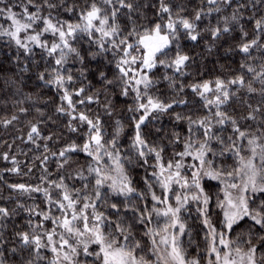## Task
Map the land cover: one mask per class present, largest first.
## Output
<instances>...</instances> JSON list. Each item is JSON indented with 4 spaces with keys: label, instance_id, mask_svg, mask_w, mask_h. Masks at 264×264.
Returning a JSON list of instances; mask_svg holds the SVG:
<instances>
[{
    "label": "trees",
    "instance_id": "obj_1",
    "mask_svg": "<svg viewBox=\"0 0 264 264\" xmlns=\"http://www.w3.org/2000/svg\"><path fill=\"white\" fill-rule=\"evenodd\" d=\"M51 2L60 5V0H51ZM131 2L140 7L138 11L132 13L131 20L124 15L127 9L121 10L118 18L124 29L122 35H126L133 26L142 33L145 27H151L159 20L157 15L159 0H131ZM165 2L172 6L174 12L178 7L183 6L184 11L180 15L190 20H194L196 10L204 8L207 12L209 7H216V5H207L206 0L205 3H202L201 0H165ZM21 3H26V0H6V5L12 6L13 12L16 13L22 11L19 6ZM35 3L42 5V0H35ZM65 4L67 6L75 4L79 7L75 12L69 14L63 6L51 10L42 6L41 14L48 16L51 12V16L57 20L77 22L80 8L85 7L84 0H65ZM219 6L220 12L203 15L201 20L195 21L198 33L196 41H192L185 30L179 28L177 39L172 42L169 49H166L167 56L160 54L159 59L166 61H171L178 51L188 55L190 59L182 70L183 74L176 73L171 68H165L159 63L150 71L145 70L154 82L153 86L148 89V95L158 98L164 103H170L173 100L186 101V103L175 104L167 112L153 111L141 126V135L146 143L157 149H163L161 156L162 162L165 164L169 161L179 160L176 153L185 150V143L193 145L190 149L193 152L205 139L204 130L201 127L193 125V132H189L187 117L199 120L204 116L211 115L216 110L213 105L205 107V101L191 91L190 85L208 81L213 82L214 87V81L218 78L228 81L238 75H243L246 85L251 82L252 87L258 90L262 87L258 81L252 80L253 74L249 73L246 67L242 68L241 65H251L259 72L261 64H264V48L259 46L264 45V28L258 33L255 27L256 20L264 21V0H232L230 4L221 3ZM29 11L35 12L36 9L29 5ZM233 14L237 16L236 21L231 20ZM225 17L229 18V31H221L214 38L212 29L217 27L223 29ZM9 24V21L0 17V25L7 28ZM42 27V23L34 25L36 31H40ZM24 35L21 33L22 38ZM52 37L45 33L41 39L50 44ZM255 38H258L259 44L250 49L248 54L240 51L242 43ZM128 39L129 42L135 44L133 37ZM73 46L84 57V61L81 63L74 55H70L62 68L65 74L73 76V81L66 85L72 94V101L76 109L73 114L78 115L82 112L93 120L98 117L103 133V142L111 141L115 136L121 163L131 179L132 186L138 193L144 195V199L141 200L134 193L126 200L123 196L112 194L109 189H102L101 198L94 199L93 202L97 206V211L105 213L110 221L119 220L124 224H132L135 238L141 243L137 254L152 260L151 241L144 233L148 228H151L156 219L155 214L152 213L151 224L146 222V225H141L135 221L133 212L124 210L126 204H131L140 210L146 207L149 211L153 206L160 207V204L154 205L145 184V180L149 181L152 183V191L158 196L162 195V190L152 175L154 171H157L152 167L155 164L154 155H148L146 157L148 163L145 164L144 158L139 157L137 149L133 147L136 131L135 121L143 115L142 111L137 110L138 104L146 103L147 96L138 101L136 93L131 88L128 89L127 96L122 94L125 82L116 68V61L122 53L117 52L114 56L109 51L93 58L91 53L99 52V49L94 43H90L86 36L78 37L73 41ZM30 47H32L31 53L26 54L8 37H0V122L12 120L13 116L17 117L7 126L0 123V207L7 208L10 213L8 217L0 220V252L3 253L4 264H26V261L32 258L29 254L31 249L21 248V241L17 235L20 232H31L30 220L33 225L43 223L45 229L55 227L51 221H43L42 217L30 215L25 210L36 208L37 211H49L50 206L46 204L42 193H24L10 188L9 185L24 184L48 188L52 197L59 199L61 198L60 190L56 189L51 182L59 183L63 179V183L68 186L74 196L75 190H79L81 197L88 195L94 198L95 174L88 172V168L93 167L94 164L91 157L81 151L69 153L71 159L64 164L63 168L59 167L62 162V158L59 157L60 150L71 143L82 146L87 140V125L80 124L78 120H71V124L77 130L75 132L70 130V117L65 113L57 112L59 107L68 109L67 102L61 99L63 90H58L57 87L39 79L41 72L45 73V80L49 78L46 69L51 70L56 67L54 59L49 57L43 49L33 45ZM134 67L139 68V63ZM101 71L105 73V80H101L99 77ZM165 76L170 77L171 80H166ZM106 81H111V83ZM181 85H183V91H179ZM236 87L231 86L230 91H236ZM80 88H83L84 92L80 96L75 95V92ZM141 90L143 91L142 88ZM206 95L210 99H214L213 93ZM87 97H92V102H89ZM82 99L84 103H79ZM249 105L252 108L260 107L264 113V96H261L259 92L248 93L246 88H241L226 105L222 106V110L238 121L241 130L251 133L257 127L264 128V124L257 122L259 124L257 125L251 120L241 119L251 111ZM21 109L26 111H21ZM177 114L185 118L177 121ZM260 115L258 114V116ZM33 124H36L41 132V138L36 139L35 143L28 140V132ZM117 131H119L118 136L115 135ZM213 135H220L224 143L210 141L213 151L205 156V160L206 162L211 161L212 169L221 172L220 177L232 178L238 173L235 170L240 167V161L228 140L229 135L235 139L230 122L220 126L215 124V118H213ZM48 136H51L52 139H45ZM45 145H47V151ZM236 147L239 149L240 155L247 160L249 155L247 141H239ZM5 156L8 158L5 159ZM45 156H47L46 161ZM13 168L18 171H11ZM229 172L233 175L228 176ZM202 187H204L205 193L210 196L208 215L211 222L215 227L217 226L218 230H221L222 209L218 207V204L224 200L221 184L205 178ZM179 191L183 190L177 189V192ZM248 196L253 197L250 202L252 208H257L261 201H264V193ZM83 202L81 200V204L77 207H80ZM112 203L118 205L119 213L110 207ZM194 211V207L189 206L187 211L181 212L187 230L183 248L189 257L196 256L200 262H203L207 249L205 239L207 229L202 223L200 214ZM91 212L92 209L89 208L87 214H91ZM49 215L59 216L61 213L51 207ZM252 223L251 220L245 218L231 232H228V238L241 249L249 248L248 241L251 239L259 249L257 252L259 259L264 249H260L261 241L255 233H260L261 229L256 226L254 234L249 236L248 227ZM104 229L106 232L114 231L115 224L113 223L111 227L105 224ZM13 248L17 249L16 253L11 251ZM41 254L45 259L38 261V264H49L52 259L51 252L43 249Z\"/></svg>",
    "mask_w": 264,
    "mask_h": 264
},
{
    "label": "snow or ice",
    "instance_id": "obj_2",
    "mask_svg": "<svg viewBox=\"0 0 264 264\" xmlns=\"http://www.w3.org/2000/svg\"><path fill=\"white\" fill-rule=\"evenodd\" d=\"M201 2L205 3V0H201ZM231 2L232 0H206L207 5H216V7H209L207 12H205L204 8H200L196 10L194 20H190L180 15L184 11L183 6L178 7L174 12L170 4L166 3L165 0H159L158 22L154 23L151 27H145L142 33L137 31V28L133 26L126 35H122L124 29L118 18L121 10L127 9L124 15L131 20L132 13L138 11L140 7L139 5H134L131 0H91V2L84 0L85 7L80 8L78 12L79 19L75 23L57 20L51 16V12H49L48 16L41 14L42 6L50 10L63 6L64 10L69 14L75 12L77 7H79L75 4L67 6L65 0H60V5L51 2V0H42V5H37L35 0H26V3L19 5L22 9L20 13L13 12L12 6L6 5V0H0V5H4L0 6V17L10 22L7 28L0 25V37H8L11 41L15 42L18 48L23 49L26 54L31 53L32 47L30 45H33L43 49L49 57L54 59L56 67H53L51 70L46 69L49 78L45 80V73L41 72L39 79L57 87L58 90H63L61 99L67 102L68 109H71V111H68L64 107H59L57 108V112L65 113L70 117L69 128L71 131L75 132L77 130L71 124V120H78L80 124L87 125V140L82 146L71 143L60 150L59 157L62 158V162L59 167L63 168L64 164L68 163L71 159L69 153L77 151L87 154L96 164L95 167L88 168L89 173L95 174L94 198L88 195L81 197L79 190H75L74 196L68 189V186L63 183V179L59 183L51 182L56 189L60 190L59 196L61 198L59 199L53 198L48 188L26 186L24 184L9 185L10 188L24 193H42L46 204L50 206L49 211L51 207H55L61 213V215L55 216L49 215V211H37L36 208L25 209L30 215L40 216L43 221H51L55 226L51 229H45L43 223L33 225L30 220L31 232L17 233L21 241L20 247L31 249L29 254L32 258L27 260L26 264H38V261L45 259L41 254V250L43 249H47L53 253L49 264H61V258L66 264H88L86 259H79L81 256L84 258L93 257L92 264H97V261L99 264H154L153 261L144 255L137 254V249L141 248V243L135 238L132 224H124L119 220L115 222L110 221L105 213L97 211V206L93 202L94 199L99 200L101 198V188L105 186L106 182H109L107 183V187L111 190L112 194L123 196L126 200L134 193L141 200L144 199V195L138 193L136 188L132 186L131 179L127 175L124 165L121 163L115 136L111 141L103 142V133L98 117L93 120L82 112L78 115L73 114L76 109L72 101V94L66 87L68 83L73 81V76L65 74L62 68L67 63L70 55H74L83 63L84 57L73 46V41L80 36H86L89 42L94 43L99 49V52L91 53L93 58L109 51L114 56L117 52L122 53L116 61V68L125 82L122 94L127 96L128 89L131 88L136 93L138 101L147 96L146 103L138 104L137 110L142 111L143 115L135 121L136 131L133 147L137 149L139 157L144 158L145 164L148 163L146 157L154 155L155 164L152 167L158 169V171H154L152 175L155 178V182L159 184L162 195L158 196L152 191V183L149 181L145 180V184L148 187L154 205L163 204L165 207L159 209L153 206L151 211H149L146 207L140 210L131 204H126L124 210L133 212L135 221L141 225H146V222L147 224L152 223V213L156 217L163 216L166 218L163 228H148L144 233L151 241L152 253L156 255L163 251V255H157L158 260L162 264H199L197 258L188 259L186 257L181 240V237L185 236L187 232L185 222L181 218V212L187 211L188 203L194 201L200 205L197 211L202 217L205 229H207L205 239L207 241L206 253L208 264H264V251L261 252L258 259L257 252L259 249L257 245L252 243L251 239L248 241L250 247L246 251L242 250L239 246L232 248V242L225 239L226 233L218 231L212 224L208 215L210 196L205 193L204 187L201 184V180L204 177L215 180L219 179L221 175L220 171L212 169L211 161L206 162L205 160V156L213 151L210 141L215 140L220 144L224 143L220 135H213V118H215V124L220 126L230 122L235 139H233L232 135H229L228 140L231 142L232 150L236 151V155L240 161V167L235 171L243 173V177L241 184L235 182L228 184L229 188L238 189L239 195L234 197L232 193L225 191L224 202L218 204V207L223 210V228L231 232L245 218L251 220L253 223L248 227V234L249 236L254 234V229L256 226H259L261 232L255 233V235L261 241L260 249H264V201H261L257 208H252L250 207V202L253 197L246 195L249 192L252 194L264 193V179H261L259 183L257 181L259 173L264 171V144L259 143L260 140H264V128L257 127L251 133L247 130H241L238 121L222 110V106L226 105L230 98L235 96L236 92L241 88H246L248 93L259 92L261 96H264V64H261L259 72L251 65H241L242 68L246 67L247 71L253 74L252 80L258 81L261 84L262 87L259 90L252 87L251 82L246 85L243 75H238L228 81L218 78L214 81V87L213 82L208 81L190 85L191 91L205 101V107L213 105L216 109L211 115L204 116L199 120H192L191 117H187L189 132L192 133L193 125H196L203 128V135L205 137L200 142L199 148L194 155L190 151L192 148L190 143H185V150L183 152L176 153L181 158L192 156L194 160L199 161L198 166L193 165L197 170L192 173L191 180L181 172L183 167L182 160L175 163L172 161H169L167 164L163 163L161 156L163 149H157L148 145L141 135V126L153 111L167 112L175 104L186 103L183 100H173L170 103H164L158 98L148 95V89L153 86L154 82L145 70L150 71L159 63L165 68H171L174 72L183 74L182 70L190 59L188 55L181 54L178 51L171 61H166L159 59L160 54L167 56L166 49H169L172 46V42L177 39L179 28H183L188 37L192 41H196L198 33L196 32L197 25L195 21L201 20L203 15L220 12L221 8L219 5L221 3L230 4ZM29 5L34 7L36 11L30 12ZM224 19L225 26L223 29L219 27L212 29L214 38L221 31H229V18L225 17ZM231 20L236 21L237 16L233 14ZM38 23H42L43 25L40 31H36L34 28V25ZM255 27L259 33L264 28V21L256 20ZM21 33L25 34L23 38L21 37ZM45 33L54 37V40L50 44L41 39ZM129 37L135 39V44L129 42ZM258 44V38L242 43L240 51L248 54L250 49ZM259 46L264 48V45ZM137 63L140 65L139 68L134 67ZM99 77L101 80H105V73L101 71ZM164 78L171 80L168 76ZM106 82L111 83V81ZM231 86H237L236 91H230ZM179 91H183V85H181ZM83 92L84 89L80 88L75 92V95L80 96ZM207 93H213L214 99H210L206 95ZM87 100L92 102L93 98L87 97ZM79 103H84V100L82 99ZM249 107L251 111L247 116H242L241 119L264 124V113H262L261 108H252L251 105ZM21 111L26 110L21 109ZM258 114L261 115L258 116ZM16 118L13 116L12 120ZM184 118L180 114L176 115L177 121ZM12 120H5L0 123L7 126ZM257 132L260 133L259 136ZM115 135L118 136L119 131ZM39 138H41V132L38 126L36 124L31 125L28 132V140L35 143V140ZM45 139L51 140L52 137L48 136ZM243 140L247 141V145L251 151V156L247 160L240 155V151L236 147L238 142ZM258 148L259 152H257ZM45 150L47 151V145H45ZM105 156L112 162V167L107 170H105L104 165H101V161ZM257 156H259L260 168L255 163ZM4 158L7 159L8 157L5 156ZM44 159L46 161L47 156ZM206 163L208 165L207 168L205 167ZM11 171H18V169L13 168ZM113 171L116 173L115 176L111 174ZM227 175L232 176L233 173L229 172ZM42 179L44 178L42 177ZM173 185L178 186V189L183 191H174ZM189 189H195L196 191L190 193ZM170 193L174 196L175 205L169 202ZM81 200L84 202L80 207H77L81 204ZM19 206L24 207L23 205ZM110 207L119 213V207L116 203H112ZM89 208L92 209L91 216L87 214ZM9 215L10 213L7 208L0 207V220ZM113 223L115 224L114 231L106 232L104 225L108 224L111 227ZM38 229L41 231L38 232ZM57 229H62V231L57 232ZM85 236H87V239H82ZM157 237H159L158 240ZM73 238L76 239L75 244L71 243ZM45 239L46 242H44ZM90 245H97L98 249L90 251ZM218 245L222 246L226 251L222 253ZM161 246H163V249H161ZM11 251L16 253L17 249L13 248ZM233 252L235 256H233ZM2 256L3 253L0 252V264H4Z\"/></svg>",
    "mask_w": 264,
    "mask_h": 264
},
{
    "label": "rangeland",
    "instance_id": "obj_3",
    "mask_svg": "<svg viewBox=\"0 0 264 264\" xmlns=\"http://www.w3.org/2000/svg\"><path fill=\"white\" fill-rule=\"evenodd\" d=\"M53 39H52V41L54 40V37H52ZM51 41V42H52ZM257 123V122H256ZM257 125H259L258 123H257ZM257 135L259 136L260 135V133H258L257 132ZM259 143H261V144H264V140H260L259 141ZM193 146V145H192ZM198 149V148H197ZM191 151V150H190ZM195 152L196 151H193V155L195 154ZM257 152H259V148L257 149ZM248 158L251 156V151L248 149ZM247 158V159H248ZM182 160V163H183V167H182V169H181V172H182V174L183 175H185V176H187L188 178H189V180H191V176H192V173L194 172V171H196L197 170V168L196 167H193V165H196V166H198L199 165V161L198 160H194L193 159V157L192 156H186V157H183V158H181V157H179V160L178 161H181ZM175 162H177V161H175ZM175 162H173V163H175ZM255 163L257 164V167L258 168H260L261 167V165H260V160H259V156H257V158H256V160H255ZM101 165H104L105 166V170H107L108 168H111L112 167V162L110 161V160H108V158H107V156H105L104 158H103V160L101 161ZM96 166V164H95V161H94V164H93V167H95ZM205 167L207 168V165H205ZM157 171H158V169H157ZM113 176H115L116 175V173L113 171L112 173H111ZM242 177H243V173H237L236 175H234L232 178L230 177V178H222V177H219V179H215V180H213V181H215V182H218V183H220L221 184V187H222V189H223V194H224V192L225 191H228V192H230V193H232V195L235 197V196H237V195H239V191H238V189H232V188H229L228 187V184L229 183H232V182H235V183H237V184H241L242 183ZM205 178H207V177H204V178H202V180H201V184H202V182H203V180L205 179ZM261 179H264V171H261L260 173H259V175L257 176V181H258V183L261 181ZM107 183H109V182H106L105 183V186L103 187V188H101V190L103 189H109L108 187H107ZM158 185V187H160L159 186V184H157ZM173 189H174V191H177V189H178V186H176V185H173ZM110 190V189H109ZM111 191V190H110ZM190 193L191 192H194V191H196L195 189H189L188 190ZM171 194V193H170ZM252 193L251 192H249V193H246V195H251ZM52 195V194H51ZM42 196H43V194H42ZM169 202L170 203H172L173 205H175V200H174V197L172 196V195H170V200H169ZM191 202H193V203H188V205H187V208L189 207V206H192V207H194V212H197V213H199L198 211H197V208H198V206H200V205H198L196 202H194V201H191ZM223 202H224V200H223ZM165 207V205H163V204H160V207H157V208H159V209H163ZM54 209H56L55 207H53ZM89 216H91V214H89ZM156 216V215H155ZM182 218V217H181ZM165 217H163V216H160V217H156V219L153 221V224H152V226H151V228H163V226H164V221H165ZM182 220H183V218H182ZM184 221V220H183ZM222 221H223V210H222V220H221V230H218V231H223V232H225L226 233V235H225V239L226 240H228V241H230L229 240V238H228V231H227V229H225V228H223V224H222ZM77 223H80V222H77ZM90 223H91V220H90ZM81 227H82V224H81ZM217 227V226H216ZM62 231V229H57V232H61ZM82 239H87V236H85V237H83ZM159 239V237H157V240ZM185 236H183V237H181V240H182V242H183V245H184V243H185ZM71 243H73V244H75L76 243V239L75 238H73L72 240H71ZM232 248H235L236 247V245H234L233 243H232ZM218 247H220V249H221V252L223 253L224 251H226V249H223V247L222 246H219L218 245ZM93 249H98V246L97 245H90V251L91 250H93ZM161 249H163V246H161ZM248 249V248H247ZM247 249H242V250H244V251H246ZM185 250V249H184ZM52 254V257H53V253H51ZM185 254H186V257L188 258V259H192V258H197L196 256L195 257H189L188 255H187V253H186V250H185ZM151 255H152V260L151 261H153L154 262V264H162V262L161 261H159L158 260V258H157V255H163V251H161L159 254H156V255H154L153 253H152V251H151ZM233 256H235V253L233 252ZM213 259H214V257H212ZM79 259H81V260H84V259H86L87 261H88V264H92V261H93V257H87V258H84V257H80ZM198 259V258H197ZM61 264H66V262H63L62 261V258H61ZM97 264H99V262L97 261ZM199 264H208V257H207V253H206V257H205V260L203 261V262H200L199 261Z\"/></svg>",
    "mask_w": 264,
    "mask_h": 264
}]
</instances>
